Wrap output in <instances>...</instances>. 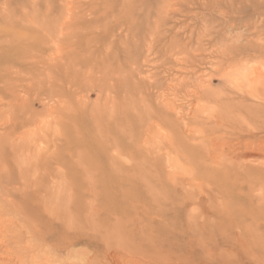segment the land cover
I'll list each match as a JSON object with an SVG mask.
<instances>
[{
	"label": "rangeland",
	"instance_id": "obj_1",
	"mask_svg": "<svg viewBox=\"0 0 264 264\" xmlns=\"http://www.w3.org/2000/svg\"><path fill=\"white\" fill-rule=\"evenodd\" d=\"M0 264H264V0H0Z\"/></svg>",
	"mask_w": 264,
	"mask_h": 264
},
{
	"label": "bare ground",
	"instance_id": "obj_2",
	"mask_svg": "<svg viewBox=\"0 0 264 264\" xmlns=\"http://www.w3.org/2000/svg\"><path fill=\"white\" fill-rule=\"evenodd\" d=\"M248 158V157H247Z\"/></svg>",
	"mask_w": 264,
	"mask_h": 264
}]
</instances>
